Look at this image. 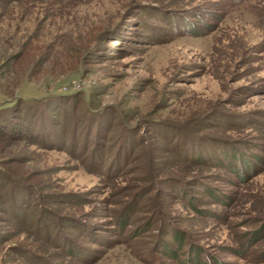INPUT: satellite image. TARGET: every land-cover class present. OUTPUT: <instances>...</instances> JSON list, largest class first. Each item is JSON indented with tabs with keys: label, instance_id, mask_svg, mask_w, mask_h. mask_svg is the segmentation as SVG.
<instances>
[{
	"label": "rangeland",
	"instance_id": "374dc122",
	"mask_svg": "<svg viewBox=\"0 0 264 264\" xmlns=\"http://www.w3.org/2000/svg\"><path fill=\"white\" fill-rule=\"evenodd\" d=\"M0 131V264H264V0H0Z\"/></svg>",
	"mask_w": 264,
	"mask_h": 264
},
{
	"label": "trees",
	"instance_id": "16d2710c",
	"mask_svg": "<svg viewBox=\"0 0 264 264\" xmlns=\"http://www.w3.org/2000/svg\"><path fill=\"white\" fill-rule=\"evenodd\" d=\"M6 130H7V129H6ZM2 131H3V130H2ZM2 131H0V132H2ZM12 132H13V134H14V133L17 132V131L12 129Z\"/></svg>",
	"mask_w": 264,
	"mask_h": 264
}]
</instances>
